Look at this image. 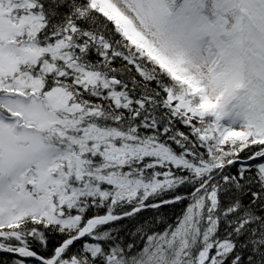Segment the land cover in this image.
Segmentation results:
<instances>
[{
    "label": "snow or ice",
    "instance_id": "6c2138e0",
    "mask_svg": "<svg viewBox=\"0 0 264 264\" xmlns=\"http://www.w3.org/2000/svg\"><path fill=\"white\" fill-rule=\"evenodd\" d=\"M0 264H264V0H0Z\"/></svg>",
    "mask_w": 264,
    "mask_h": 264
}]
</instances>
